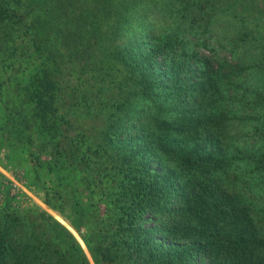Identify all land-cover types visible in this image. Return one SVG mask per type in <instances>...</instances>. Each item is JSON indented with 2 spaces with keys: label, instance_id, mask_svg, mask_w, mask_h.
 <instances>
[{
  "label": "trees",
  "instance_id": "trees-1",
  "mask_svg": "<svg viewBox=\"0 0 264 264\" xmlns=\"http://www.w3.org/2000/svg\"><path fill=\"white\" fill-rule=\"evenodd\" d=\"M0 118L87 249L3 206L0 264H264V0H0Z\"/></svg>",
  "mask_w": 264,
  "mask_h": 264
},
{
  "label": "rangeland",
  "instance_id": "rangeland-1",
  "mask_svg": "<svg viewBox=\"0 0 264 264\" xmlns=\"http://www.w3.org/2000/svg\"><path fill=\"white\" fill-rule=\"evenodd\" d=\"M15 127L13 130L18 133L20 128ZM3 132L4 128H0V209L3 206H8L10 209L17 208L20 211L44 209L66 225L87 252L84 242L68 220L43 200L47 189H57L66 193L63 194L66 201H63L62 198L66 209L69 207V202L72 201L71 188L68 189L66 185L58 187L55 176L62 156H58L57 153L54 155L52 145L41 147L40 140L36 138H31L29 149L17 140L6 141L2 136ZM51 162H53V167L48 166ZM88 256L91 263L94 264L89 254Z\"/></svg>",
  "mask_w": 264,
  "mask_h": 264
}]
</instances>
